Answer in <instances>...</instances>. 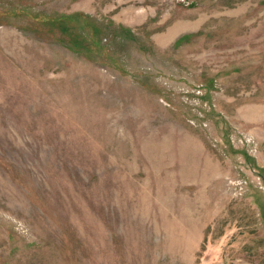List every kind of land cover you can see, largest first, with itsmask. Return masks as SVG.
<instances>
[{
  "label": "rangeland",
  "instance_id": "rangeland-1",
  "mask_svg": "<svg viewBox=\"0 0 264 264\" xmlns=\"http://www.w3.org/2000/svg\"><path fill=\"white\" fill-rule=\"evenodd\" d=\"M0 264H264V0H0Z\"/></svg>",
  "mask_w": 264,
  "mask_h": 264
},
{
  "label": "bare ground",
  "instance_id": "bare-ground-1",
  "mask_svg": "<svg viewBox=\"0 0 264 264\" xmlns=\"http://www.w3.org/2000/svg\"><path fill=\"white\" fill-rule=\"evenodd\" d=\"M131 11H133V9L131 10ZM131 13V12H130ZM136 16V15H135ZM134 17V16H133ZM138 19V18H137Z\"/></svg>",
  "mask_w": 264,
  "mask_h": 264
}]
</instances>
